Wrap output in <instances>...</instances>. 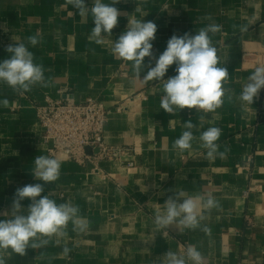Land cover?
Instances as JSON below:
<instances>
[{
    "label": "crops",
    "instance_id": "crops-1",
    "mask_svg": "<svg viewBox=\"0 0 264 264\" xmlns=\"http://www.w3.org/2000/svg\"><path fill=\"white\" fill-rule=\"evenodd\" d=\"M85 3L90 8L93 0ZM112 6L120 12L117 26L98 45L88 39L95 26L91 13L79 15L67 0H0V62L11 56L8 45L23 42L43 65L49 84L21 94L0 82V100L9 101L0 106V220L10 218L18 188L41 183L42 196L78 206L88 225L78 232L69 222L66 237L48 238L46 246L29 248L23 256L9 249L6 264H165L166 252L184 255L190 245L202 253L203 264H264V88L252 105L239 100L248 76L264 66V0H121ZM129 19L157 25L152 41L157 58L173 34L195 35L209 24L221 25L209 35L218 66L229 72L222 106L210 113L185 108L169 114L160 108L163 82L144 84L131 62L111 54ZM37 34L33 47L27 38ZM175 68L169 66L165 80L176 75ZM66 94L76 102L92 97L111 109L105 140L131 149L124 161L80 164L49 153L35 105ZM187 121L196 125L192 147L174 149ZM211 126L222 130L217 143L220 151L228 149L223 159L207 158L200 146V133ZM39 155L62 162L57 181L34 178ZM175 189L211 194L219 202V208H201V227H209L210 234L178 223L156 229L155 214ZM30 203L21 201L24 209ZM65 246L71 249L67 256Z\"/></svg>",
    "mask_w": 264,
    "mask_h": 264
},
{
    "label": "clouds",
    "instance_id": "clouds-1",
    "mask_svg": "<svg viewBox=\"0 0 264 264\" xmlns=\"http://www.w3.org/2000/svg\"><path fill=\"white\" fill-rule=\"evenodd\" d=\"M121 0H111V4L103 0H93L89 8L85 0H67L78 14L85 16L91 13L94 27L88 37L96 44H103L104 36H112V30L117 26L119 10L112 5ZM210 19V18H209ZM241 28V31H247ZM221 31V25L209 24L200 28L195 35L186 32L181 36L173 34L167 41V47L157 58L152 49L157 32V25L153 21L129 19L128 27L118 39L112 43L111 54L115 58L131 62L134 76L144 84L150 81L163 82L164 95L160 101V108L169 114L177 110L197 109L204 113L215 112L224 103L228 90L223 86L229 72L226 67L218 66L220 61L217 49L213 46L210 33ZM28 44L35 47L38 34L27 38ZM6 51L10 58L0 62V82L7 84L14 91L21 94L31 91L34 86L48 87L43 65L35 63V57L28 46L16 41L15 45H8ZM145 57L149 58L145 63ZM155 60V65L152 61ZM175 64L176 75L164 79L169 66ZM147 69L146 74L141 72ZM264 88V66H257L248 76L243 86L239 100L242 104L252 105L254 98ZM229 100L231 96L227 97ZM7 98L0 100V106L7 107ZM186 130L173 143L174 149L180 151L192 147L195 139L193 129L196 127L191 121L184 122ZM222 130L211 126L200 133L201 147L206 150L209 159L226 157L228 149L220 151L217 143ZM61 161L54 157L39 155L34 159L32 175L35 179L45 183H52L59 179ZM44 185L41 183L28 184L16 190L12 203L10 218L0 220V264H6L4 256L11 253L26 255L29 248L37 249L46 246L48 238L53 236L66 237L69 222L73 231L83 232L87 229V222L79 216L78 206L71 202L57 203L49 195H41ZM29 198L31 203L27 209L22 207L21 201ZM219 202L211 195H187L183 190L175 189L163 204V211L157 210L154 217L156 229H167L173 224H180L184 228L201 230L210 234L211 229L206 225L201 227L205 216L200 214L201 208L212 210L219 208ZM11 250L9 253L8 250ZM71 249L63 248V255L67 256ZM165 264H203L202 253L194 245L186 249L184 255L169 250L164 254Z\"/></svg>",
    "mask_w": 264,
    "mask_h": 264
},
{
    "label": "built area",
    "instance_id": "built-area-1",
    "mask_svg": "<svg viewBox=\"0 0 264 264\" xmlns=\"http://www.w3.org/2000/svg\"><path fill=\"white\" fill-rule=\"evenodd\" d=\"M35 108L43 127V142L54 157L63 153L80 164L97 165L100 161H124L131 152L127 147L106 142L105 129L111 109L98 99L88 97L76 102L66 94L58 99L46 97Z\"/></svg>",
    "mask_w": 264,
    "mask_h": 264
}]
</instances>
